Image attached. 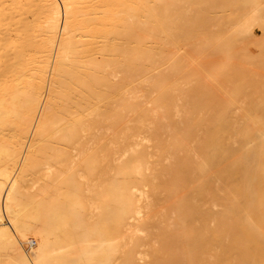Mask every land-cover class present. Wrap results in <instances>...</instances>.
Listing matches in <instances>:
<instances>
[{
    "label": "bare ground",
    "instance_id": "bare-ground-1",
    "mask_svg": "<svg viewBox=\"0 0 264 264\" xmlns=\"http://www.w3.org/2000/svg\"><path fill=\"white\" fill-rule=\"evenodd\" d=\"M262 1L0 0V264H264Z\"/></svg>",
    "mask_w": 264,
    "mask_h": 264
},
{
    "label": "rangeland",
    "instance_id": "rangeland-1",
    "mask_svg": "<svg viewBox=\"0 0 264 264\" xmlns=\"http://www.w3.org/2000/svg\"><path fill=\"white\" fill-rule=\"evenodd\" d=\"M261 3H264V1H262ZM262 10H264V7H262ZM252 29L255 31V36H256V38H258V37H260L262 34H264V32H261V29H260L259 26H253ZM262 37H264V35H262ZM260 39H262V38H260ZM247 46H248V45H247ZM256 46H257V48H256ZM259 47H260V46H258L257 44H254V45L251 47V49H252L255 53H258V52H260ZM260 49H261V48H260ZM257 51H258V52H257ZM261 52H264V51H261ZM251 98H253V97H251ZM251 98H250V97H249V98L247 97V99H245V100H249V99L252 100ZM240 99H241V101H242V97H241V96H240ZM255 99H256V98H255ZM255 99H254V100H255ZM257 99H258V98H257ZM237 100L240 101V100H239V97H237ZM243 101H244V100H243ZM26 245H27L26 243L23 244L24 249L27 247V248L25 249L26 251L29 252V250H31V249L33 250V248H30V249H29V246H28V245L26 246Z\"/></svg>",
    "mask_w": 264,
    "mask_h": 264
}]
</instances>
